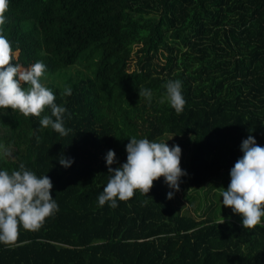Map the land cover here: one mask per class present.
Masks as SVG:
<instances>
[{"label": "trees", "instance_id": "trees-1", "mask_svg": "<svg viewBox=\"0 0 264 264\" xmlns=\"http://www.w3.org/2000/svg\"><path fill=\"white\" fill-rule=\"evenodd\" d=\"M5 16L28 64L46 65L41 82L71 131L0 109V170L24 164L47 175L59 205L39 230L21 227L14 244H0V264H264V227L182 214L163 177L114 209L98 204L108 150L118 167L133 136H175L191 191L215 189L248 135L264 147V0H9ZM177 79L180 114L160 103ZM140 88L151 90L150 103ZM61 156L74 162L65 168Z\"/></svg>", "mask_w": 264, "mask_h": 264}, {"label": "clouds", "instance_id": "clouds-1", "mask_svg": "<svg viewBox=\"0 0 264 264\" xmlns=\"http://www.w3.org/2000/svg\"><path fill=\"white\" fill-rule=\"evenodd\" d=\"M8 8L9 0H0V109L18 111L25 117H40L42 127H50L61 136H67L71 129L64 127L66 109L55 103V94L41 82L47 71L46 65L37 61L22 68L13 63L15 54L2 27L6 23ZM164 88L166 93L160 103L166 100L180 114L186 104L182 82L169 80ZM71 92V87H66L62 95H71ZM138 94L151 102L150 89L140 88ZM46 109L50 114L42 115ZM129 141L126 145V162L118 167H112L117 163L115 151L108 150L106 154L110 177L98 196L99 206L108 203L114 209L118 207L117 199L126 202L134 197L136 191L147 195L154 181L161 177L170 189L180 191L181 177L187 173L180 166L182 149L179 145L169 147L167 142H153L135 136ZM37 142H40L39 137ZM240 150L243 155L230 169L227 189H218L222 205L242 217L243 229L251 230L257 226L264 227V147L257 144L254 136L248 135L242 140ZM3 155L11 156V153L5 152ZM73 162L71 158L63 156L59 159L60 165L65 168ZM52 188V181L47 175L38 177L24 164L19 165V170H0V244H14L21 227L26 231L39 230L45 219L59 210L51 195ZM174 191L167 193L168 199L174 197Z\"/></svg>", "mask_w": 264, "mask_h": 264}, {"label": "rangeland", "instance_id": "rangeland-1", "mask_svg": "<svg viewBox=\"0 0 264 264\" xmlns=\"http://www.w3.org/2000/svg\"><path fill=\"white\" fill-rule=\"evenodd\" d=\"M3 34L7 38H9V34H15V36H18L20 32L12 26H6L3 27ZM9 41L11 42L15 54V58L13 61L19 62V64L25 66V68L29 67L30 65L28 64V57L26 56L25 52L22 51V49L18 48V45L23 42V39L16 37V39L9 38ZM134 67H136L135 59H132L130 62V69H133ZM174 137L175 136L173 135L167 136L163 142H167L169 147H171L172 145L180 146V144L178 143V139ZM184 160L186 162L185 158L181 159V168L183 166ZM186 172L187 175L181 177L180 191L175 192L169 187L167 191V193L169 191H174V197L172 199L181 201V206L183 207L180 210L182 214L194 215L195 213H198L199 210H203L205 211V214H201L203 216L208 215L209 213L215 218L224 217L242 220L241 216H231L233 214L232 210L222 205V197L219 194L220 190L218 188L223 187L226 190L230 183V170H225L218 180L215 179L216 182L213 183V185H215V189L212 190V187L210 186L209 188L203 187L202 189H194L192 191L189 189L188 185V183H190L188 169ZM188 194L191 195L190 202L187 201V198L185 197Z\"/></svg>", "mask_w": 264, "mask_h": 264}, {"label": "crops", "instance_id": "crops-1", "mask_svg": "<svg viewBox=\"0 0 264 264\" xmlns=\"http://www.w3.org/2000/svg\"><path fill=\"white\" fill-rule=\"evenodd\" d=\"M231 216H232V217H238L239 215H237V214H232ZM262 219H263V217H262Z\"/></svg>", "mask_w": 264, "mask_h": 264}]
</instances>
